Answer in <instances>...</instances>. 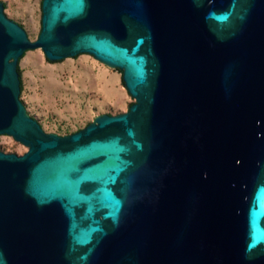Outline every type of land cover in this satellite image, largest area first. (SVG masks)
<instances>
[{"label": "water", "instance_id": "water-1", "mask_svg": "<svg viewBox=\"0 0 264 264\" xmlns=\"http://www.w3.org/2000/svg\"><path fill=\"white\" fill-rule=\"evenodd\" d=\"M0 3V264H264V0ZM87 55L133 100L66 136L18 99L23 53Z\"/></svg>", "mask_w": 264, "mask_h": 264}, {"label": "rangeland", "instance_id": "rangeland-1", "mask_svg": "<svg viewBox=\"0 0 264 264\" xmlns=\"http://www.w3.org/2000/svg\"><path fill=\"white\" fill-rule=\"evenodd\" d=\"M40 1L0 0L4 16L17 24L30 42L39 30ZM16 67L18 99L45 134L69 135L96 116L124 113L133 103L123 88L120 72L87 55L48 64L40 50H30L23 53ZM25 151L10 137L0 136L1 153L20 156Z\"/></svg>", "mask_w": 264, "mask_h": 264}, {"label": "trees", "instance_id": "trees-1", "mask_svg": "<svg viewBox=\"0 0 264 264\" xmlns=\"http://www.w3.org/2000/svg\"><path fill=\"white\" fill-rule=\"evenodd\" d=\"M16 71H17V74H18V76H19V72H18L17 67H16ZM19 89H20V82H19Z\"/></svg>", "mask_w": 264, "mask_h": 264}]
</instances>
